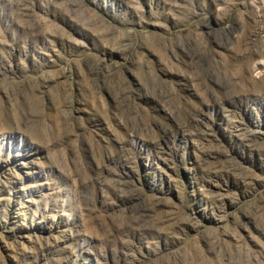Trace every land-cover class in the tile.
I'll return each mask as SVG.
<instances>
[{
	"label": "rangeland",
	"instance_id": "1",
	"mask_svg": "<svg viewBox=\"0 0 264 264\" xmlns=\"http://www.w3.org/2000/svg\"><path fill=\"white\" fill-rule=\"evenodd\" d=\"M0 264H264V0H0Z\"/></svg>",
	"mask_w": 264,
	"mask_h": 264
}]
</instances>
